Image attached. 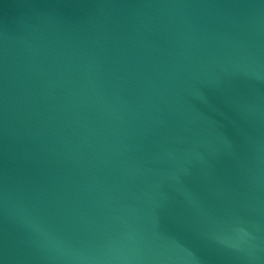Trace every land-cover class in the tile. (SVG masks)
I'll return each instance as SVG.
<instances>
[{
  "label": "water",
  "instance_id": "obj_1",
  "mask_svg": "<svg viewBox=\"0 0 264 264\" xmlns=\"http://www.w3.org/2000/svg\"><path fill=\"white\" fill-rule=\"evenodd\" d=\"M0 264H264V0H0Z\"/></svg>",
  "mask_w": 264,
  "mask_h": 264
}]
</instances>
